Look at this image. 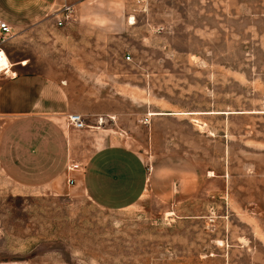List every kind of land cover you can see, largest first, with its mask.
Instances as JSON below:
<instances>
[{"label":"rangeland","instance_id":"374dc122","mask_svg":"<svg viewBox=\"0 0 264 264\" xmlns=\"http://www.w3.org/2000/svg\"><path fill=\"white\" fill-rule=\"evenodd\" d=\"M38 14L72 34L40 40L60 69L47 73L114 109L86 137L132 149L95 195L88 168L68 185L58 147L39 153L53 166L32 162V118L0 116V264H264V0H56Z\"/></svg>","mask_w":264,"mask_h":264},{"label":"crops","instance_id":"0c3cea01","mask_svg":"<svg viewBox=\"0 0 264 264\" xmlns=\"http://www.w3.org/2000/svg\"><path fill=\"white\" fill-rule=\"evenodd\" d=\"M55 1L0 0V20L7 22L12 28L11 37L3 44V49L11 64V72L9 75H2L5 78L0 86V116L4 118H32L31 124L37 126L32 131L37 137L31 150L36 153L35 156H32V162L36 166H53L52 161H56V155L42 157L39 153L44 148L47 152H50L51 147H58V158L61 160L67 159V165L70 161L83 165V172L76 174L77 181H79L78 177L85 176L88 168L86 186L95 195H100L109 190L107 184L110 181L103 180L102 177L110 176L108 171L111 168L113 158L118 156L117 153H124L132 148L115 149L116 153L112 155L111 144L106 143V147L105 144L98 147L95 136L86 137L88 136L87 131L73 129L67 124L66 117L69 114H81L87 121L92 119L96 123L97 117L102 115L113 117L112 113L115 112L113 108L103 110L104 97L91 90L87 91L82 81H77L79 85L76 86L79 87V91L72 92V86L77 83L69 75H64L62 84H60V79H57V76L47 73L57 72L60 69L49 67V60L41 57L39 50L40 48L45 49L46 44H40V40L50 39L55 41L62 39L66 41L72 36L70 33H63L61 37L57 28L38 14L39 8L51 7ZM46 29H50L51 32L47 33ZM64 47H66L65 42ZM62 70L66 72V65H63ZM78 102H87L91 106L82 107ZM151 115L155 116L158 113H151ZM177 115L163 113L160 118L166 116L164 118L169 119L171 116ZM61 116H64L62 117L64 118L62 125L58 123V121H61ZM46 129L49 131L47 134L44 132ZM50 131L51 134L54 133V139L52 140ZM40 136L43 138H40ZM35 144L37 145L35 146ZM190 146L193 150V142ZM194 151L196 152V150ZM71 154L77 160L72 159ZM226 154L229 156V149ZM202 168L204 167L202 166ZM210 172L213 171L208 173ZM128 178L129 175L126 180ZM132 182L135 185V182L142 184L143 181L133 180Z\"/></svg>","mask_w":264,"mask_h":264},{"label":"built area","instance_id":"2783aa9c","mask_svg":"<svg viewBox=\"0 0 264 264\" xmlns=\"http://www.w3.org/2000/svg\"><path fill=\"white\" fill-rule=\"evenodd\" d=\"M139 4L142 6H145L149 0H137ZM146 10V8H144ZM74 14V9L72 6H66L63 14H62V19L58 21V25L62 26L65 21H68L73 18ZM12 35V28L11 26L3 21L0 20V54H2V60H0V74L1 75H9L11 72V64L9 62V59L3 49V44L11 37ZM127 60L130 61L132 60L131 56L127 57ZM109 120H115L114 117H109ZM67 124L72 127L73 129L76 130H82V129H87L90 127H95L92 126L87 119L77 113L69 114L66 117ZM150 121L148 117L144 118V123L147 124ZM107 119H105L104 116H99L97 117L96 120V127L100 128L104 124H106ZM83 172V165L81 163L75 162V161H70L66 167V181L68 185H75L77 183V178L76 174Z\"/></svg>","mask_w":264,"mask_h":264},{"label":"snow or ice","instance_id":"6c2138e0","mask_svg":"<svg viewBox=\"0 0 264 264\" xmlns=\"http://www.w3.org/2000/svg\"><path fill=\"white\" fill-rule=\"evenodd\" d=\"M0 60H2V54H0Z\"/></svg>","mask_w":264,"mask_h":264},{"label":"bare ground","instance_id":"6f19581e","mask_svg":"<svg viewBox=\"0 0 264 264\" xmlns=\"http://www.w3.org/2000/svg\"><path fill=\"white\" fill-rule=\"evenodd\" d=\"M263 105H264V99H263Z\"/></svg>","mask_w":264,"mask_h":264}]
</instances>
